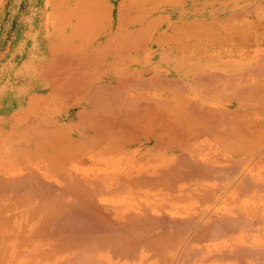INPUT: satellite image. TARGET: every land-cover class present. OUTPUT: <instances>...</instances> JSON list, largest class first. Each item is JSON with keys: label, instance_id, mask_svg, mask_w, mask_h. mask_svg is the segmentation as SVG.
I'll return each mask as SVG.
<instances>
[{"label": "bare ground", "instance_id": "bare-ground-1", "mask_svg": "<svg viewBox=\"0 0 264 264\" xmlns=\"http://www.w3.org/2000/svg\"><path fill=\"white\" fill-rule=\"evenodd\" d=\"M95 1L74 7L84 5L77 11L85 12L84 26L107 34L121 20L124 30L143 26L161 10ZM191 4L187 12L172 9L186 28L223 10ZM156 25L150 40H138L143 64L91 70L93 49L87 68L67 60L52 69L67 71L59 85L80 86L79 96L37 99L44 112L18 106L15 120L0 118V264H264V54L208 61V47L196 45V61L163 65L165 50L152 45L177 36ZM233 26L224 28L229 38H245L249 28ZM50 66L42 68L45 82Z\"/></svg>", "mask_w": 264, "mask_h": 264}, {"label": "rangeland", "instance_id": "rangeland-1", "mask_svg": "<svg viewBox=\"0 0 264 264\" xmlns=\"http://www.w3.org/2000/svg\"><path fill=\"white\" fill-rule=\"evenodd\" d=\"M77 1L78 0H0V107L2 106L5 108V110H0V118L8 116V119H7L8 121L15 120L17 117L20 116V110L17 108L18 106H22L28 112L30 110L31 112L42 113V112H44L43 111L44 109L40 105H43L46 102L38 101V100H42V99L51 100L52 99V102H53L55 99L58 98L60 101H64L66 99L69 100V99L73 98L74 95H75V97L79 96V94L81 93L82 90H80L81 89L80 86H77V87H71V86L67 87L66 86L65 87L64 85L63 86L59 85L63 82L62 79H59V78H62L60 76H63L67 71L66 72L64 70L58 71L59 73L56 72V74H55V72H53V70H52L55 67H60L62 65L61 62L67 61V60L71 61L70 62L71 66H72V68L74 67L75 70L82 68L83 64L85 63L84 59H85V57H87L86 52L90 51V48L86 49L87 48L86 46L91 44L92 41L94 40V38H92L93 35H90V34H87L89 37H85L86 39H84V38L80 39L79 32H78L79 31V22H78V19L76 20L77 15H75V14H78V15L82 14L83 18H84L85 12L82 13V11H85L84 10L85 7L83 8L84 5L81 6L80 8L83 10L81 11V14L78 13L80 9L77 10L78 8L74 7V6H76L75 3ZM108 1L109 0H107V1L106 0H99V3H101L103 5L106 4L110 7V4ZM162 1H164V2H162ZM170 1H171V3H168ZM183 1H186V0H183ZM237 1H239L240 4ZM92 2H93V0H88L87 6L89 4H91ZM94 2L96 3L98 1L94 0ZM112 2L113 3L115 2L114 5L119 4L121 10H123V9L125 10V8L130 9L134 6L133 3H131L129 5L125 4L123 0H120V1L115 0ZM153 2H154L153 5H155L157 7L165 4V5H168L170 7L172 5V8L178 7L181 10L182 9L185 10L188 8L189 9L188 11H190L193 7H196V5L191 4L192 2L208 3L214 7H218V9H220V10L223 9L222 13H221L222 15L220 14L222 17L219 14H214V15L211 14V15H209V17L215 18V19H212L209 21L207 20V21L203 22V24L201 26L200 25H190V26H187V28L185 27L186 25L182 26L184 30L182 29L181 32L186 33V35L184 34L185 35L184 36L181 33L182 35H180L179 38H178L177 34H176L177 38H175V35H174V38L177 40V45H178L176 48H174V46L171 44V42L166 44L167 47H165L162 44L161 48L163 50H165V51L161 50L163 52V55H162V52L159 50V49H161L160 46H158V48H154V49H157L161 52V55H160L161 61L160 62L163 65L169 64V63H175L174 60L181 62V61H183V59H186L187 61H190L189 59H191L190 62H193V59L190 57H193L194 60L195 59L197 60V51L196 50L197 49L200 50V48H196L197 46L209 48V49L206 48V51H207L206 54H208L209 56L208 55L206 56V54L204 53V59L205 60L207 59L208 61L214 60L213 57L216 59H220V60L222 59L224 61H225V59H229V60L241 59V61H246V60L250 59L255 54V50H259V52L261 54H264V36H263V34H264V0H246V1L245 0H243V1H241V0H187L186 1L187 3H181L184 5V7H183V5L181 6L179 1H176L177 3H174L172 0H160L159 3L161 5L158 3V1L156 2L155 0H137L136 3H134V4H137V6H142V5L148 6L149 4H151ZM234 2H236L238 5ZM78 3H80V2H77V4ZM113 3L111 5H113ZM157 3H158V5H157ZM73 4H75V5H73ZM233 4H235V5H233ZM185 5H187V6H185ZM231 6H232V8H230ZM67 9H68V11H67ZM159 9H161V8L159 7ZM247 9H249V10H247ZM69 10H73V11L76 10V11H74V13H72V14L70 13V16H69V13H68ZM242 10H244V12H245V10H247L245 15L242 13L243 16H241ZM238 11L240 12L239 16H241V17H238L240 19L236 18L237 13H239ZM62 14H63V16H62ZM66 14H67V16H66ZM234 14H236V15H234ZM74 15L76 18L74 17ZM65 16L68 19H66ZM225 16L228 17L227 18V20L229 19L228 21L226 20ZM229 16L230 17L234 16V17L229 18ZM62 18H65L66 21L63 20ZM56 19H57V21H56ZM245 19H246V21L244 22ZM169 20H171V19L168 18L166 20L167 22L160 20L161 22L159 21L160 23L158 22L159 24L157 23L156 27L158 29L160 28V29H164L166 31H169L171 29V25H170L171 22ZM217 21H218V24H217ZM219 21H221V22H219ZM164 22L166 23V25L163 27ZM241 22H242V24H239ZM259 23H261V24H259ZM91 24L92 23H90V25ZM222 24H224V25H222ZM228 24L234 25L233 28L235 26L240 27L242 29L244 28V30H247L249 28L248 31L250 30V28L253 27L252 28L253 31L252 30L250 31L251 34H250V32L245 31L246 34L244 37L247 39L238 38L239 41L237 38L230 39L229 36L231 34L224 32L226 29L225 27H227ZM229 25H228L227 29H230ZM251 25H254V26L251 27ZM222 26H224V27H222ZM218 27H222V28H218ZM75 29H76V31H75ZM255 29H256V31H255ZM192 30H194V31H192ZM217 30H218V33L216 34ZM219 30L221 31V33L219 32ZM258 30L260 33H258ZM185 31H187V32H185ZM226 32H229V31L227 30ZM252 32L255 34H252ZM70 33H71V35H69ZM76 33H77V35H76ZM190 33L192 35H191V37H188L190 35ZM195 33H197V34L195 35ZM208 33L210 35L206 36L205 34H208ZM187 34H188V36H187ZM212 34L214 37L211 36ZM259 34H261V35H259ZM65 35H66V37H65ZM250 35H252V36H250ZM253 36H255V38ZM248 37L251 39H249ZM171 39H169V40L172 41ZM175 39H173V40L175 41ZM198 39H199V41L201 40V42H199ZM216 39L218 40V43H217ZM257 39H258V42H257ZM260 39H262V40H260ZM184 40H186L188 43H187V45L185 44L183 46ZM224 40L228 41L229 45H228V43L227 44L224 43L225 42ZM233 40L235 41V43L233 42ZM158 41H160L158 43L163 42L162 38L159 39ZM219 41H221V43ZM230 41L232 43H230ZM179 42L183 43V44L181 43L183 46V48L181 46V49H179V46H180ZM255 42H257L258 44ZM86 43H88V44L84 45ZM203 43H204V45H203ZM81 44L83 46L79 47V45H81ZM193 44L195 45V48H194L195 54H192V52H193V50H192L193 46L192 45ZM238 44L240 46H238ZM73 45H74V47H73ZM76 45L78 47H76ZM48 47L50 49H52V48L56 49V51L54 50V51L49 52L47 49ZM57 47H60V48H57ZM81 47H83V50L81 49ZM63 48H67V50H64ZM74 48L77 50H74ZM57 49H59V50H57ZM60 49L61 50L63 49L64 51H61ZM69 49H72V50L69 51ZM177 49H178V51H177ZM143 50H145V49H143ZM179 50H181L182 53ZM248 50H250V51H248ZM56 52H57V54H56ZM131 52L133 53V51H131ZM247 52H250V53H247ZM50 53H52V54L50 55ZM142 53H144V55ZM244 53L247 55V57ZM117 54H119V56L117 55L118 58H116V59H118L119 61L118 62L116 61V62L119 64L121 63V65H122V63H126V64L130 63L129 65L136 66V65L143 64L147 60L146 59L147 58L146 51L135 54L134 56L132 55V58H129V59L122 58V56L124 54H120V52H118ZM189 54H190V56H189ZM249 54H250V58H249ZM198 55L201 56L202 53L199 51ZM139 56H140V58H139ZM55 57H57L58 59ZM141 58H143V59H141ZM143 60H145V61H143ZM48 61L53 62V64L51 62H48ZM50 64H52V65L50 66ZM100 64L105 65L106 63L102 64L101 60H100ZM48 66H50V71L51 70L52 71L50 73L51 75L49 74L50 78H48L47 81L45 82L46 73H44V70L42 68L48 67ZM93 66L97 67L95 65H93ZM48 70H49V67H48ZM46 71L47 70H45V72ZM54 74L56 76H54ZM38 76L43 78V79L41 78L42 84H39L40 82L37 81ZM29 82H30V85H29ZM36 83H38L39 90L45 91L44 94L42 93L41 95H47V97L40 95V91H37V89H36V85H37ZM56 83H58V85H56ZM52 86H55V87H52ZM48 87H52L51 91L47 90ZM64 88H66V89H64ZM78 88H79V92H78ZM158 88H160V87L158 86ZM68 90H70L71 92ZM73 90H75V91L72 92ZM21 97H23V98H21ZM48 114H51V113H48ZM2 154H3V150L0 148V155H2ZM2 157H4V156H2Z\"/></svg>", "mask_w": 264, "mask_h": 264}, {"label": "crops", "instance_id": "crops-1", "mask_svg": "<svg viewBox=\"0 0 264 264\" xmlns=\"http://www.w3.org/2000/svg\"><path fill=\"white\" fill-rule=\"evenodd\" d=\"M78 1H80V0H78ZM112 1H115V0H109L108 2H109V4H112L113 2ZM118 1V0H117ZM120 1V0H119ZM124 1V3L125 4H127V5H129V4H131V3H133V5H135L134 3H136V1L137 0H123ZM155 1H160V0H155ZM174 3H177L176 1H179L180 2V4L181 3H187L186 1H183V0H172ZM162 2H164V1H162ZM168 3H171V2H168ZM113 4H115V2L113 3ZM154 4V2L153 3H151V4H149L148 6H147V8L148 7H151V5H153ZM183 4H181V6H182ZM189 5V4H188ZM161 9H162V11L161 10H159V11H155L154 13H152V15H150V16H146V22L143 24V26H141V25H135L133 28L132 27H130V26H128V29L127 30H124L123 29V27H124V24H123V20H121V21H119V23H118V26H116V27H112V32L110 33V34H107V33H105V32H107V30L106 29H104L101 33L99 32V28L100 27H98L97 29H96V27H93V26H91V25H89V24H86L85 23V26H84V22H83V20L81 19H79V17L81 16V17H83V15H78V14H75V15H77V18H78V22H79V20H80V22H79V36H80V39H86L85 37H89L87 34H90V35H92V33L94 32V31H96V32H99V34L95 37V39H96V41L95 42H97L98 41V43H100V41H101V43H100V45L98 44V43H94V41H93V45H87L86 47L87 48H90V51L91 52H93V49H94V51H97V52H95L94 53V55L96 56V62H94V63H92L93 65H95V66H97V67H92V69L91 70H93V69H100V68H104L105 67V65L106 64H111V63H117L119 60L118 59H116V58H118V56H119V54H117L118 52H120V54H124L123 56H122V58H124V59H129V58H132V55L134 56L135 54H138V53H140V52H137V51H135V50H139V49H143L142 48V44H143V42L142 43H140L138 40H140V38L141 37H144V38H148L147 40H150V35L152 34V32H154L153 30H150L151 28L153 29V27H154V25L156 24V23H158L160 20H163V21H166L168 18H170L171 20H169L170 22H171V29L168 31V32H170V35L172 34V35H175V34H178V36H179V33H181V31H182V24L184 23L183 22V20H179V18L181 17V15H182V12H180L179 10H172V9H174V8H172V5H171V7L170 6H168V5H165V4H163V5H161V6H159ZM114 8H116V9H119V10H121L120 9V6H119V4H116V5H114ZM167 8V9H166ZM179 9V8H178ZM80 10H82V9H80ZM181 10V9H180ZM189 9L187 8L186 9V12L188 11ZM120 13V12H119ZM188 15H190L191 17H195L196 16V12L193 14V12L191 11L190 13H187V16ZM69 16H70V14H69ZM63 19V18H62ZM121 19H124V18H121ZM183 19V18H182ZM63 20H65V18L63 19ZM192 20V19H191ZM149 21V22H148ZM167 22V21H166ZM151 24V25H150ZM166 25V23L164 22L163 23V27ZM89 26H91V28L89 27ZM145 26V27H144ZM175 27H177V28H175ZM179 27V28H178ZM82 28V29H81ZM133 29V30H132ZM115 30V31H114ZM132 30V31H131ZM135 30V31H134ZM156 30V29H155ZM129 31V32H128ZM149 31H150V33H149ZM80 32L83 34V35H81L80 34ZM87 32V33H86ZM145 32H146V36H145ZM148 32V33H147ZM136 33V34H135ZM86 34V35H85ZM112 34V35H111ZM134 35V36H133ZM171 35V36H172ZM181 35V34H180ZM155 37H157V36H155ZM154 37V38H155ZM104 38H106V39H104ZM108 38H110V39H108ZM111 39H113V40H111ZM171 39V38H170ZM104 41V43H103V41ZM106 40V41H105ZM111 40V41H110ZM131 40V41H130ZM134 40V41H133ZM82 41V40H81ZM117 41H118V43H117ZM128 41V42H127ZM162 41L164 42V43H158V40L156 39V42H155V44L154 45H152L153 46V49L154 48H158V46H162V44L164 45V46H166L167 47V43H170L171 42V44L174 46V48H176L177 47V43H176V41H175V43L173 42V41H168V40H163L162 39ZM139 42V43H138ZM103 43V44H102ZM148 43L149 44H151L152 43V41L150 42V41H148ZM102 44V45H101ZM106 45V46H105ZM89 46V47H88ZM105 46V48H103ZM114 46V47H113ZM85 47V48H86ZM107 47V48H106ZM128 47H130V49L128 48ZM131 47H133V48H131ZM57 48H60V47H57ZM86 48V49H87ZM48 49V51L50 52V51H56V49H50L49 47L47 48ZM97 49V50H96ZM90 51H87L86 52V54H88ZM131 51H133V53L131 52ZM135 51V52H134ZM90 52V53H91ZM122 52V53H121ZM127 52V53H126ZM68 54V53H67ZM118 55V56H117ZM160 57V56H159ZM85 58H87L86 60H84V66H86V68L88 67V60L90 59V57H89V55H87V57H85ZM143 59V58H142ZM158 59H160V58H158ZM100 60H101V63L102 64H104V63H106L105 65H101L100 64ZM117 61V62H116ZM99 63V64H98ZM37 81H39L40 83L39 84H42V79H41V77L40 76H38V79H37ZM37 85H36V89H37V91H40L39 90V87H38V83H36ZM42 94V92L40 91V95ZM41 96H44V97H47V95H41ZM21 98H23V97H21Z\"/></svg>", "mask_w": 264, "mask_h": 264}]
</instances>
